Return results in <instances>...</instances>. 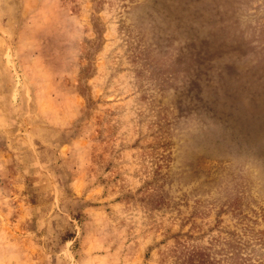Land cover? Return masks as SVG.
<instances>
[{
	"label": "rangeland",
	"instance_id": "obj_1",
	"mask_svg": "<svg viewBox=\"0 0 264 264\" xmlns=\"http://www.w3.org/2000/svg\"><path fill=\"white\" fill-rule=\"evenodd\" d=\"M0 264H264V0H0Z\"/></svg>",
	"mask_w": 264,
	"mask_h": 264
}]
</instances>
